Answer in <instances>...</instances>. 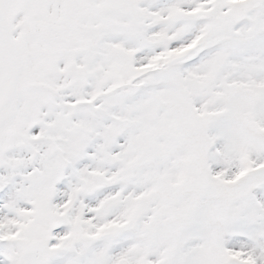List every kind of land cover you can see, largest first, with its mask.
Here are the masks:
<instances>
[{
    "label": "snow or ice",
    "instance_id": "snow-or-ice-1",
    "mask_svg": "<svg viewBox=\"0 0 264 264\" xmlns=\"http://www.w3.org/2000/svg\"><path fill=\"white\" fill-rule=\"evenodd\" d=\"M0 264H264V0H0Z\"/></svg>",
    "mask_w": 264,
    "mask_h": 264
}]
</instances>
